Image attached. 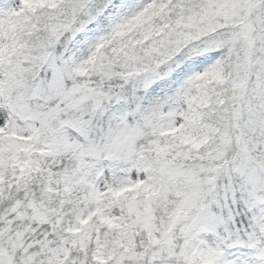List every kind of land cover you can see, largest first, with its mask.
<instances>
[{"label": "snow or ice", "instance_id": "obj_1", "mask_svg": "<svg viewBox=\"0 0 264 264\" xmlns=\"http://www.w3.org/2000/svg\"><path fill=\"white\" fill-rule=\"evenodd\" d=\"M0 264H264V0H0Z\"/></svg>", "mask_w": 264, "mask_h": 264}]
</instances>
